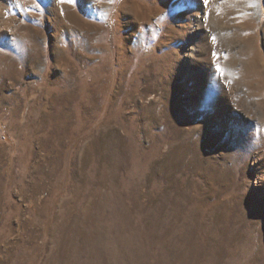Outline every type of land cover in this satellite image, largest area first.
Returning a JSON list of instances; mask_svg holds the SVG:
<instances>
[{
    "label": "rangeland",
    "instance_id": "obj_1",
    "mask_svg": "<svg viewBox=\"0 0 264 264\" xmlns=\"http://www.w3.org/2000/svg\"><path fill=\"white\" fill-rule=\"evenodd\" d=\"M184 251L264 264V0H0V264Z\"/></svg>",
    "mask_w": 264,
    "mask_h": 264
},
{
    "label": "bare ground",
    "instance_id": "obj_2",
    "mask_svg": "<svg viewBox=\"0 0 264 264\" xmlns=\"http://www.w3.org/2000/svg\"><path fill=\"white\" fill-rule=\"evenodd\" d=\"M77 10V9H76ZM157 13V12H156ZM176 14V13H175ZM150 22V21H149ZM65 24V23H64ZM138 25V24H137ZM156 25V24H155ZM173 30V29H172ZM57 32V31H56ZM78 36V35H77ZM112 196V195H111ZM116 199V197H114ZM128 204V203H127ZM117 206V205H116ZM117 208V207H116ZM151 209V208H150ZM117 210V209H116ZM155 210V209H154ZM177 214V213H176ZM145 215V214H144ZM165 216V215H164ZM132 217V216H131ZM139 217V215L137 216ZM186 222V221H185ZM180 223V222H179ZM189 223V222H188ZM186 225V224H185ZM194 225V224H193ZM162 226V225H161ZM160 226V227H161ZM202 226V225H201ZM189 227V226H188ZM185 228V227H184ZM195 229V228H194ZM188 230V229H187ZM196 230V229H195ZM201 231V230H200ZM191 235V234H190ZM195 235V234H194ZM201 235V234H200ZM207 235V234H206ZM196 236H199V235H196ZM214 238V237H213ZM197 241V240H196ZM128 241H125V243H127ZM149 242V241H148ZM211 243V241H209ZM212 242H214L212 240ZM121 243V242H120ZM166 243V242H165ZM203 243V242H202ZM207 243V241H206ZM128 245V244H127ZM214 245V244H213ZM158 246V245H157ZM215 246V245H214ZM139 247V246H138ZM167 247V246H166ZM208 247V246H207ZM212 247V246H211ZM141 248V247H140ZM158 248V247H157ZM173 248V247H172ZM142 249V248H141ZM166 249V248H165ZM196 249V248H195ZM154 250V249H153ZM188 250V249H187ZM186 250V251H187ZM146 251V250H145ZM180 252L177 254V256L175 257V262L174 264H188L189 260H190V254H189V251L188 252ZM201 252V251H200ZM145 255H146V259L150 260L152 262V260L155 262L157 257L152 253V250L149 249V252H145ZM217 256V255H216ZM215 256V257H216ZM132 260L130 258H127V262H131ZM203 263V262H202Z\"/></svg>",
    "mask_w": 264,
    "mask_h": 264
}]
</instances>
